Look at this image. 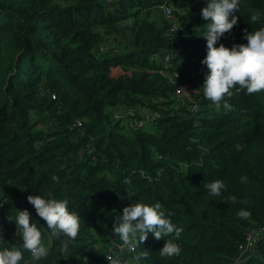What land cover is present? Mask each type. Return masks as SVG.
Masks as SVG:
<instances>
[{
    "label": "trees",
    "instance_id": "1",
    "mask_svg": "<svg viewBox=\"0 0 264 264\" xmlns=\"http://www.w3.org/2000/svg\"><path fill=\"white\" fill-rule=\"evenodd\" d=\"M165 2L172 3L177 31L154 12ZM206 6L207 0H0V250L22 245L8 217L27 209L49 252L33 262L22 250L20 264H104V243L120 240L113 224L123 208L159 202L183 231L178 239L149 233L136 248L139 264H264V237L255 234L240 250L247 232L264 224V92L233 88L225 97L231 110L223 102L217 110L205 97ZM235 15L238 24L216 47L247 44L246 32L264 27V0H240ZM162 52L171 54L168 68L154 60ZM172 70L196 97L195 115L185 102L176 107ZM124 108L159 116L132 130L128 117H113ZM214 180L226 186L219 197L205 188ZM49 194L80 216L78 235L63 252L67 238L53 236L27 199ZM241 209L250 212L247 219L238 216ZM168 238L180 245L178 256L160 255Z\"/></svg>",
    "mask_w": 264,
    "mask_h": 264
},
{
    "label": "clouds",
    "instance_id": "2",
    "mask_svg": "<svg viewBox=\"0 0 264 264\" xmlns=\"http://www.w3.org/2000/svg\"><path fill=\"white\" fill-rule=\"evenodd\" d=\"M240 0H207V6L201 11L207 31L203 36L207 41V55L201 61L207 65L203 84L204 95L211 100L217 110L223 102L225 110H231V105L225 101V97L232 96V89L246 90V94L264 92V27L259 30L246 32L247 44H234L231 48L217 41L227 32H230L238 24ZM259 13H254L251 20L256 22ZM53 181L59 183V177L53 176ZM222 180H214L205 185L208 193L213 197H219L225 189ZM28 202L34 206L37 215L46 222L51 234L56 236L62 233L67 240L62 242L61 251H66L68 241L74 240L80 230V216L76 212L68 210L67 200L44 198L40 195H29ZM236 202V197H231ZM159 202L154 205L144 203L130 204L123 208L122 216H117L113 224V234L122 241V247L129 252H135L139 244H143L148 234L152 233L155 239L174 236L178 239L183 231L177 227L170 218H166L160 211ZM171 213H169V216ZM238 216L247 219L250 212L241 209ZM17 229L22 234V245H13L11 249L0 250V264H20L24 259L23 251L27 250L33 262L48 255L49 249L43 243L42 232L36 224L32 223L31 213L27 210H19L15 219ZM181 252L180 245L174 239H165L164 246L159 250L161 256H178ZM109 264H123L116 256H107ZM139 256L132 257V261H138ZM131 264V262H129Z\"/></svg>",
    "mask_w": 264,
    "mask_h": 264
},
{
    "label": "built area",
    "instance_id": "3",
    "mask_svg": "<svg viewBox=\"0 0 264 264\" xmlns=\"http://www.w3.org/2000/svg\"><path fill=\"white\" fill-rule=\"evenodd\" d=\"M158 10L162 13L163 17L168 20L170 23L168 31L169 32H174L177 31L176 24L173 20V15H172V3L171 2H165L161 3L158 6ZM170 57L171 54L162 52L161 57L159 58V62L161 63V66L164 68H168L170 65ZM178 72L176 70H172L168 72V79L169 81L174 84L173 88V93L172 96L176 100V107L179 104L186 103V106L188 107V111L190 112L191 115H195L197 113V99L196 97H191L187 93L182 90L181 85H179V79H178ZM51 98L54 96L51 95ZM121 113L123 116H121ZM159 116L157 111H150L146 113H140V112H134L133 109L129 108H124L121 111H115L113 113L114 118H120V117H128L129 118V127L132 130L136 129H141L145 126V124L149 123L151 120L157 118ZM74 128H80L81 123L79 120H74V122L71 125ZM255 232V233H254ZM256 235H261L264 237V224H262L256 231H248L246 236H245V242L243 243L242 246H240V250L245 252L247 249H249L252 245V240L253 237ZM136 251L135 252H129L125 247H122V241H113L109 240L104 243V247L102 249V260L104 264H109V261L107 260V256H113L116 257L118 256L121 261L125 264H139L138 261H132V257L136 256ZM83 263L87 264V260L83 259Z\"/></svg>",
    "mask_w": 264,
    "mask_h": 264
},
{
    "label": "rangeland",
    "instance_id": "4",
    "mask_svg": "<svg viewBox=\"0 0 264 264\" xmlns=\"http://www.w3.org/2000/svg\"><path fill=\"white\" fill-rule=\"evenodd\" d=\"M174 7H175V6H174ZM154 12H155L157 15H162V13H161L158 9H156ZM124 29H125V28H124ZM124 35H127V33L125 32V30H124ZM108 43H109L110 45H113L114 47H115V46L117 47V45H115V43H113V41H109ZM105 46H108V44L106 43ZM111 47H112V46H111ZM111 47H110V48H111ZM154 60L156 61L155 57H154ZM133 110H134V112H136V113L139 111L138 108H133ZM121 116H123L122 113H121ZM124 120H125V119H124ZM129 121H130V120L128 119V123H129Z\"/></svg>",
    "mask_w": 264,
    "mask_h": 264
},
{
    "label": "crops",
    "instance_id": "5",
    "mask_svg": "<svg viewBox=\"0 0 264 264\" xmlns=\"http://www.w3.org/2000/svg\"><path fill=\"white\" fill-rule=\"evenodd\" d=\"M161 54H162V53H158V54L155 56L156 62H159V58L161 57ZM119 70H121L120 67H115V68H114V71L119 72Z\"/></svg>",
    "mask_w": 264,
    "mask_h": 264
},
{
    "label": "water",
    "instance_id": "6",
    "mask_svg": "<svg viewBox=\"0 0 264 264\" xmlns=\"http://www.w3.org/2000/svg\"><path fill=\"white\" fill-rule=\"evenodd\" d=\"M257 238H262V236H261V235H257V236H256V239H257Z\"/></svg>",
    "mask_w": 264,
    "mask_h": 264
}]
</instances>
